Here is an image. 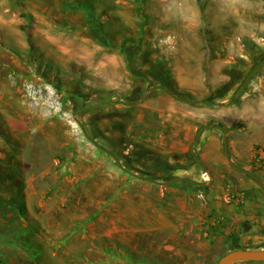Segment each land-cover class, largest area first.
I'll return each mask as SVG.
<instances>
[{"label": "rangeland", "instance_id": "1", "mask_svg": "<svg viewBox=\"0 0 264 264\" xmlns=\"http://www.w3.org/2000/svg\"><path fill=\"white\" fill-rule=\"evenodd\" d=\"M263 107L264 0H0V264H217L264 249V187L231 165L264 185V145L243 146L264 138L247 126ZM208 126L215 178L195 147ZM182 147L180 167L166 154Z\"/></svg>", "mask_w": 264, "mask_h": 264}, {"label": "crops", "instance_id": "2", "mask_svg": "<svg viewBox=\"0 0 264 264\" xmlns=\"http://www.w3.org/2000/svg\"><path fill=\"white\" fill-rule=\"evenodd\" d=\"M180 87H182L184 90L186 88L185 86L183 87L182 84H180L177 87H175L174 89L177 91V94L178 95H182L183 93L189 95V92H188L189 90L186 89L187 91L184 92V90L182 88H180ZM157 100L158 99H156L155 103L158 102ZM174 104H175V102H171L170 104L168 103V105H169L168 107L170 109L171 108H175V105ZM160 108H161L160 106H157L156 107L157 110H159ZM263 109H264V107H263ZM247 116H248V119H249V123H247L248 124L247 126L264 127V114H261L258 111V108H257V110L255 112L251 108L248 109V115ZM189 117L191 118L192 121L193 120L196 121V119L194 118L195 117V114H192ZM195 127H196L195 124L194 123L191 124L190 122L185 125V127H184V130H185V138L183 139L184 141L189 140V137H190L189 134H191V132H195ZM262 130H263V128H261L260 130H258V133L259 134L257 135L258 136L257 139H248L247 138L246 142L243 144V146L246 148L247 153L250 152V147L253 144L252 143L253 140H255V142L260 141V143H262L264 145V138L262 137V135H263ZM216 132L219 133L220 131L215 126H208V127H206V129L202 132L200 138L198 139V141L196 142V145H195L196 150L198 152H200V154H199L200 164H203L204 166H207L208 167L207 169H204V171L205 172H207V171L208 172H212L214 174V178L216 177V175H218V173L216 172V170H215V168L213 166L214 165L213 163L215 162V160L219 159V157L216 154H214L215 151L213 152V150H217L218 149V141H219L218 137H219V135H218V137L216 136V138H215L214 134ZM224 134H225V131H224ZM183 140L182 141H179V143L181 145L184 142ZM228 141H229V146L232 147V151L234 152L233 153L234 154L233 157H235V158L241 157V155H240V153H239V151L237 149V145H236L237 143L232 138H229ZM174 146L175 145H172V146H170V148L171 149H174L175 148ZM152 148L150 150H153L154 149V148L153 149ZM185 150H186V148L185 147H182L181 154H173L171 156V155H169L170 152H167L168 154H166V156H167L168 159H173L176 162H178V164H179L178 166H180V162H182L183 159L187 158V155L184 154ZM161 156H164V154L161 155ZM163 158L164 157H162V159ZM200 164H198L199 167L201 169H203V166H200ZM236 164H237L236 162H233V164H231V165L237 170L238 173H244V174L248 175L247 178L251 179V181L253 183L256 182V183H259L260 185L263 186V184L261 183L263 178H262V176H260L262 173L257 172L255 174V173H253L251 171V169L246 170V169H244L242 167L236 168L237 167ZM167 170H168V172H172V171H177V168L176 167H174V168L168 167ZM188 172H192L194 175L195 174L196 175L198 174L197 171H195V169H193V168L188 169ZM229 172L231 173L232 171H229ZM197 179H199V176H198V178L196 177V179L194 177V180H197ZM211 179L213 180V178H211ZM184 180H186V179H184ZM199 184L201 186H204L206 183L201 182Z\"/></svg>", "mask_w": 264, "mask_h": 264}, {"label": "water", "instance_id": "3", "mask_svg": "<svg viewBox=\"0 0 264 264\" xmlns=\"http://www.w3.org/2000/svg\"><path fill=\"white\" fill-rule=\"evenodd\" d=\"M156 89L163 90L164 92L169 94L162 87H153L149 91L156 90ZM149 91H146L138 99L137 102H140ZM137 102H132V103L127 102V103L129 105H134ZM189 103H192V102H189ZM223 141H224V153H225V156L228 158L225 137H224ZM236 168H238V167H236ZM181 180H184V179L175 177V178L170 179L167 183L178 182ZM263 187H264V185H263ZM236 262H264V249H234V250H231L228 253L224 254L222 257H220L217 264H234Z\"/></svg>", "mask_w": 264, "mask_h": 264}, {"label": "built area", "instance_id": "4", "mask_svg": "<svg viewBox=\"0 0 264 264\" xmlns=\"http://www.w3.org/2000/svg\"><path fill=\"white\" fill-rule=\"evenodd\" d=\"M222 200L226 204H231L236 200V198L233 192L229 188H226L224 193L222 194Z\"/></svg>", "mask_w": 264, "mask_h": 264}, {"label": "trees", "instance_id": "5", "mask_svg": "<svg viewBox=\"0 0 264 264\" xmlns=\"http://www.w3.org/2000/svg\"><path fill=\"white\" fill-rule=\"evenodd\" d=\"M147 157L149 158V157H150V154H149V155H147ZM155 162H156V164H157V163H159V162H158V161H156V160H155ZM159 166H160V165H159Z\"/></svg>", "mask_w": 264, "mask_h": 264}]
</instances>
